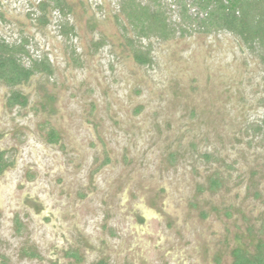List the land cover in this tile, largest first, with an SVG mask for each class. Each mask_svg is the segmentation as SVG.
<instances>
[{
    "label": "rangeland",
    "instance_id": "374dc122",
    "mask_svg": "<svg viewBox=\"0 0 264 264\" xmlns=\"http://www.w3.org/2000/svg\"><path fill=\"white\" fill-rule=\"evenodd\" d=\"M41 1L50 2L0 0V41L24 46V66L51 69L15 88L22 107H8L0 83L10 163L0 264H231L237 247L254 254L264 244L258 57L229 32L193 31L175 0L161 2L172 26L192 31L168 40L136 37L124 0H63L70 12L48 9L44 26ZM136 48L150 65L135 62Z\"/></svg>",
    "mask_w": 264,
    "mask_h": 264
},
{
    "label": "trees",
    "instance_id": "16d2710c",
    "mask_svg": "<svg viewBox=\"0 0 264 264\" xmlns=\"http://www.w3.org/2000/svg\"><path fill=\"white\" fill-rule=\"evenodd\" d=\"M41 1L37 8L41 13L37 20L41 26L47 24V10L57 9L61 16H66L70 9L63 0ZM155 4L154 8L141 5L134 0H124L122 11L126 21L136 37L148 38L155 35L161 40H168L177 33L187 35L189 32L208 34L211 31H226L237 36L243 45L255 54L264 67V0H175L180 7L179 15L188 23H195L191 31L182 26H172L169 15L164 9L162 0H151ZM151 3V4H152ZM195 8L196 14H189ZM198 14H201L199 18ZM184 22V21H183ZM188 24H186V27ZM72 28L61 27L62 35H69ZM134 44L133 41H128ZM147 51L141 49L133 50V57L139 65H150L151 58ZM20 56H27V51L22 44H7L0 41V83L10 89L7 105L12 108L14 105L25 106L26 98L15 90L17 86L28 80L35 74H50L51 69L47 61H31L30 65L24 66ZM253 131L260 133L264 137V116L259 121ZM49 141H58L57 134L51 130L48 134ZM208 158V156H204ZM10 166L5 159V153L0 152V174ZM222 186V181L217 177L209 178L207 190L215 192ZM203 190V189H199ZM77 260L76 253L69 254ZM231 264H264V244L258 242L254 254L243 248H235L231 252ZM94 264H107L105 261H97Z\"/></svg>",
    "mask_w": 264,
    "mask_h": 264
},
{
    "label": "crops",
    "instance_id": "0c3cea01",
    "mask_svg": "<svg viewBox=\"0 0 264 264\" xmlns=\"http://www.w3.org/2000/svg\"><path fill=\"white\" fill-rule=\"evenodd\" d=\"M29 80H30V79H29ZM29 80H28V81H29ZM26 83H27V82H26ZM22 84H24V83H22ZM22 84H20V85H22ZM20 85H19V86H20ZM17 87H18V86H17ZM17 87H16V88H17ZM7 88H8V87H7ZM8 89H9V88H8ZM9 91H10V89H9ZM9 93H10V92H9ZM21 95H22V94H21ZM23 97H24V96H23ZM8 98H9V97H8ZM0 152L5 153V152L2 151V150H0Z\"/></svg>",
    "mask_w": 264,
    "mask_h": 264
},
{
    "label": "flooded vegetation",
    "instance_id": "af4514ba",
    "mask_svg": "<svg viewBox=\"0 0 264 264\" xmlns=\"http://www.w3.org/2000/svg\"><path fill=\"white\" fill-rule=\"evenodd\" d=\"M6 169H7V168H6ZM6 169H5V170H6ZM5 170H4V171H5ZM4 171H3V172H4ZM3 172H2V173H3ZM2 173H1V174H2Z\"/></svg>",
    "mask_w": 264,
    "mask_h": 264
}]
</instances>
